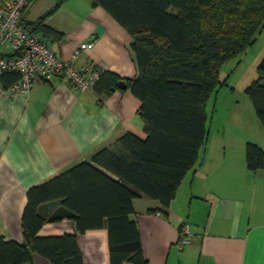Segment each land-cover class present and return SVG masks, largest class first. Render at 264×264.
I'll use <instances>...</instances> for the list:
<instances>
[{
  "label": "crops",
  "instance_id": "1",
  "mask_svg": "<svg viewBox=\"0 0 264 264\" xmlns=\"http://www.w3.org/2000/svg\"><path fill=\"white\" fill-rule=\"evenodd\" d=\"M55 2L34 0L25 21L37 20ZM47 24L64 33L61 40L48 42L58 57L68 58L78 43L94 41L93 48L80 53L78 66L93 63L123 78L136 76L131 36L92 0L65 1ZM263 57L264 28L232 68L224 66L226 84L207 103L208 138L199 162L169 207L163 210L147 197L134 200L130 217L139 225L149 264H264V169L251 171L246 161L248 142L264 148V127L245 91L257 78ZM139 107L128 87L102 103L94 90H79L57 78L35 83L25 98L1 91L0 235L24 242L22 214L29 188L91 161L97 150L126 132L144 139ZM186 222L192 234L179 247L180 226ZM75 232L74 221L65 218L45 223L38 235ZM78 243L84 264H110L107 228L85 231ZM34 264L52 263L35 254Z\"/></svg>",
  "mask_w": 264,
  "mask_h": 264
},
{
  "label": "trees",
  "instance_id": "2",
  "mask_svg": "<svg viewBox=\"0 0 264 264\" xmlns=\"http://www.w3.org/2000/svg\"><path fill=\"white\" fill-rule=\"evenodd\" d=\"M29 5L34 0H28ZM67 0L25 27L44 41L64 33L47 19ZM104 8L132 38L137 68L134 78L102 70L94 91L104 98L118 82L139 99L143 139L132 132L97 150L91 161L76 164L27 191L22 214L24 242L0 235V264H34V255L52 264H84L78 237L105 227L110 264H149L143 254L134 200H157L166 210L187 174L200 159L208 138L207 103L226 84L222 68L240 58L264 28V0H92ZM258 76L245 89L264 127V57ZM20 78L0 76V93ZM247 168L264 169V148L248 142ZM98 166L115 175H108ZM49 207V209H48ZM71 219L76 232L39 236L45 223Z\"/></svg>",
  "mask_w": 264,
  "mask_h": 264
},
{
  "label": "built area",
  "instance_id": "3",
  "mask_svg": "<svg viewBox=\"0 0 264 264\" xmlns=\"http://www.w3.org/2000/svg\"><path fill=\"white\" fill-rule=\"evenodd\" d=\"M28 0H0V76L8 71L20 73L7 93L25 98L35 83L54 78L66 80L79 90H93L102 68L89 63L78 66L80 53L93 48L94 41L80 42L68 58H60L47 41L24 25ZM191 224L180 226L178 246L190 241Z\"/></svg>",
  "mask_w": 264,
  "mask_h": 264
},
{
  "label": "rangeland",
  "instance_id": "4",
  "mask_svg": "<svg viewBox=\"0 0 264 264\" xmlns=\"http://www.w3.org/2000/svg\"><path fill=\"white\" fill-rule=\"evenodd\" d=\"M66 6H69V5H66ZM87 42H89V41H87ZM254 48H257V47H254ZM257 52V50L255 49V51H254V54ZM238 60V59H237ZM237 60H232L228 65H230L231 67L230 68H232L233 66H234V64L237 62ZM225 66H227V65H225ZM224 68V67H223ZM222 68V71H224V69ZM221 75H222V72H221ZM185 179V178H184ZM184 181V180H183ZM183 181H182V183H183ZM185 182H186V179H185V181H184V183L182 184V186L180 187V189L182 188H184V185H185ZM191 229H192V226H191Z\"/></svg>",
  "mask_w": 264,
  "mask_h": 264
},
{
  "label": "water",
  "instance_id": "5",
  "mask_svg": "<svg viewBox=\"0 0 264 264\" xmlns=\"http://www.w3.org/2000/svg\"><path fill=\"white\" fill-rule=\"evenodd\" d=\"M118 87L120 88V89H126L127 88V84H126V82L125 81H119L118 82Z\"/></svg>",
  "mask_w": 264,
  "mask_h": 264
},
{
  "label": "bare ground",
  "instance_id": "6",
  "mask_svg": "<svg viewBox=\"0 0 264 264\" xmlns=\"http://www.w3.org/2000/svg\"><path fill=\"white\" fill-rule=\"evenodd\" d=\"M94 90V89H93Z\"/></svg>",
  "mask_w": 264,
  "mask_h": 264
}]
</instances>
